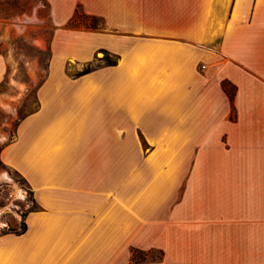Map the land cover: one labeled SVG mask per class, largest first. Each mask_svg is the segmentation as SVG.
I'll return each instance as SVG.
<instances>
[{"label":"crops","instance_id":"obj_1","mask_svg":"<svg viewBox=\"0 0 264 264\" xmlns=\"http://www.w3.org/2000/svg\"><path fill=\"white\" fill-rule=\"evenodd\" d=\"M45 1L109 28L66 59L118 63L74 78L52 56L0 151L38 204L0 264H264V0Z\"/></svg>","mask_w":264,"mask_h":264},{"label":"rangeland","instance_id":"obj_2","mask_svg":"<svg viewBox=\"0 0 264 264\" xmlns=\"http://www.w3.org/2000/svg\"><path fill=\"white\" fill-rule=\"evenodd\" d=\"M70 20L56 24L45 0H0V149L15 137L20 120L38 109V88L49 74L53 55L58 56V66L66 69L70 76L96 57L104 56L100 51L91 60L79 61V64L66 59V55L71 53L70 41L80 40L79 35L86 38L92 31H109L105 24L102 30L86 28L84 22H93L91 19L80 18V22L74 24ZM56 32H59L60 40L54 49L52 40ZM225 85L234 90L230 83L225 82ZM13 176L18 178L12 167L0 159V230L8 224L14 227L20 225L21 221L16 219V214H20L13 210V205L18 209L29 205L25 201L27 190ZM141 256L159 258L161 253L155 249L147 253L139 252L138 257Z\"/></svg>","mask_w":264,"mask_h":264},{"label":"trees","instance_id":"obj_3","mask_svg":"<svg viewBox=\"0 0 264 264\" xmlns=\"http://www.w3.org/2000/svg\"><path fill=\"white\" fill-rule=\"evenodd\" d=\"M80 18H87V19H91V21H93V22H89V23H85L84 22V26L86 28L93 29V30H100V29L102 30V29H104V27H103L104 20H103L102 16L97 15V14H93V13H85V12L81 11V9L78 7V8H76L74 15L72 16V18L70 20V23H73V24L75 22L78 23V22H80ZM96 21L99 22V23H95ZM100 51H102L104 53V56L96 57V60L88 62L83 69L78 70V71H76L74 73H71V75L74 78H77V77H79L81 75H84L86 73L92 72V71H94L96 69H99L101 67L110 66V65H116L118 63V56L116 54L108 51L107 49H102ZM225 82H227V81H224V83H223L224 89L228 92V94L230 95V98L233 99V95H234V92H235V87H234V90L231 91L230 89H228L226 87ZM6 144L7 143H5L1 147L0 151L3 149V147ZM12 170H13V173L16 176H18V178L13 176L14 180L19 185H21L22 187H25V189L28 192V196L26 197L25 201L27 203H29V205L27 207H25L24 209H18V208H16V206L13 205L12 206L13 210L18 212L20 214V216H21L20 225L18 227H14V226L8 224L6 227H2V229L0 230V234L13 232V233H16V234L19 235V234H22V233L26 232V230L28 228V225H27L26 220H25L26 216H27V214L30 211H33V210L37 209L38 204H37V202H36V200L34 198L33 190L31 188L28 180L26 179V177L23 176L22 173L19 172L17 169L12 168ZM149 251L134 249L133 250V258L137 259V261L146 259V257H142V256L138 257V253L139 252L147 253ZM160 253H161L160 257H162V251H160Z\"/></svg>","mask_w":264,"mask_h":264},{"label":"built area","instance_id":"obj_4","mask_svg":"<svg viewBox=\"0 0 264 264\" xmlns=\"http://www.w3.org/2000/svg\"><path fill=\"white\" fill-rule=\"evenodd\" d=\"M205 67V65H202V68H204Z\"/></svg>","mask_w":264,"mask_h":264}]
</instances>
